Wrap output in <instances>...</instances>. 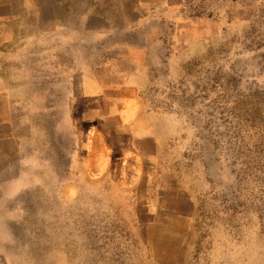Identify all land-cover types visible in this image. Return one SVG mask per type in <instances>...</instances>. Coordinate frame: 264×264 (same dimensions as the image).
<instances>
[{
	"label": "rangeland",
	"instance_id": "rangeland-1",
	"mask_svg": "<svg viewBox=\"0 0 264 264\" xmlns=\"http://www.w3.org/2000/svg\"><path fill=\"white\" fill-rule=\"evenodd\" d=\"M0 264H264V0H0Z\"/></svg>",
	"mask_w": 264,
	"mask_h": 264
}]
</instances>
